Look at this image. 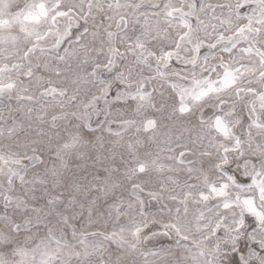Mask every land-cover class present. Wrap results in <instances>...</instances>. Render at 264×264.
<instances>
[{
    "label": "snow or ice",
    "instance_id": "snow-or-ice-1",
    "mask_svg": "<svg viewBox=\"0 0 264 264\" xmlns=\"http://www.w3.org/2000/svg\"><path fill=\"white\" fill-rule=\"evenodd\" d=\"M0 264H264V0H0Z\"/></svg>",
    "mask_w": 264,
    "mask_h": 264
}]
</instances>
